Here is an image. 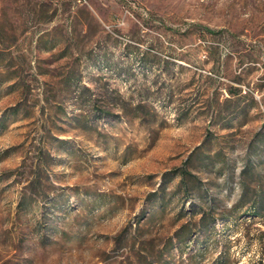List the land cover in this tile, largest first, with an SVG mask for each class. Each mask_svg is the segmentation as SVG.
<instances>
[{
	"label": "rangeland",
	"instance_id": "374dc122",
	"mask_svg": "<svg viewBox=\"0 0 264 264\" xmlns=\"http://www.w3.org/2000/svg\"><path fill=\"white\" fill-rule=\"evenodd\" d=\"M261 231L264 0H0V264H264Z\"/></svg>",
	"mask_w": 264,
	"mask_h": 264
},
{
	"label": "built area",
	"instance_id": "2783aa9c",
	"mask_svg": "<svg viewBox=\"0 0 264 264\" xmlns=\"http://www.w3.org/2000/svg\"><path fill=\"white\" fill-rule=\"evenodd\" d=\"M133 8L137 9L138 8L137 4L135 2H128L127 6H125V8H124L125 9L124 10V12H125L124 15L121 18H119V20H118V25L119 26L126 25V18L127 17H131V18H133L136 21L139 20V18L135 14ZM139 10H140V13H141L143 19H149L150 18V14H149L147 9L139 8Z\"/></svg>",
	"mask_w": 264,
	"mask_h": 264
},
{
	"label": "trees",
	"instance_id": "16d2710c",
	"mask_svg": "<svg viewBox=\"0 0 264 264\" xmlns=\"http://www.w3.org/2000/svg\"><path fill=\"white\" fill-rule=\"evenodd\" d=\"M254 210L256 212V207H254ZM257 241L258 243L261 245L263 251H264V231H261L258 235H257Z\"/></svg>",
	"mask_w": 264,
	"mask_h": 264
}]
</instances>
